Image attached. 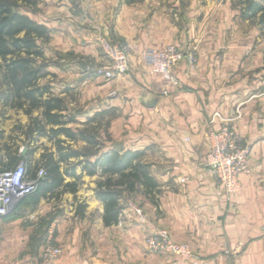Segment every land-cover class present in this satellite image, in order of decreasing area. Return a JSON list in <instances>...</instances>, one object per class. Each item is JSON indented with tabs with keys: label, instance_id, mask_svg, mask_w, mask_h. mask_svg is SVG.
Masks as SVG:
<instances>
[{
	"label": "crops",
	"instance_id": "crops-1",
	"mask_svg": "<svg viewBox=\"0 0 264 264\" xmlns=\"http://www.w3.org/2000/svg\"><path fill=\"white\" fill-rule=\"evenodd\" d=\"M37 7L28 15L50 29L41 44L51 60L46 76L60 80L50 83L53 93L68 108H84L76 117L83 126L107 122L88 159L140 151L157 187L124 190L119 221L107 226L96 190L111 175L99 166L89 175L83 156L62 162V171L76 165L77 191L25 198L0 217V264H192L148 250L157 228L189 243L199 264H264V34L243 16L245 0H39ZM102 37L128 49V73L106 80L86 72L104 61ZM172 44L196 47L197 62L181 61L175 79L151 74L148 51ZM226 125L252 148L251 173L232 199L206 164L209 132ZM37 161L28 169H38ZM75 180L65 175V183ZM51 234L62 250L54 258L46 252Z\"/></svg>",
	"mask_w": 264,
	"mask_h": 264
},
{
	"label": "trees",
	"instance_id": "trees-1",
	"mask_svg": "<svg viewBox=\"0 0 264 264\" xmlns=\"http://www.w3.org/2000/svg\"><path fill=\"white\" fill-rule=\"evenodd\" d=\"M39 0H0V71L4 86L6 87L2 98L6 101L22 100L29 102L32 108H42L41 119L35 123L42 129L48 125L51 139L56 140L57 153H51L45 159L46 176L41 180L37 190L26 199L37 202L39 196L50 192H60V188L77 191V178L75 167L70 166L62 171L61 163L70 162L72 158L86 157V169L89 175L96 173V167L109 173L111 177L100 181L97 185V197L105 204L104 221L107 226L116 224L122 210L120 198L123 191L134 192L140 185L146 188V193L151 194L157 187L152 176L149 175L148 165L140 161L142 152L127 151L125 153H104L94 162L88 159V154L80 152L66 144L67 140H84L90 145L97 143L96 135L91 132L73 129L68 124L75 123V115L69 113L66 101L61 96L55 95L50 85L41 84L46 75L45 64L39 63L44 58L41 42L50 38V29L43 23L37 22L27 13L20 11V7H37ZM246 12L250 16L261 13L264 16V3L245 0ZM247 17V14L245 13ZM264 20V18H263ZM3 132L0 131V138ZM64 135L66 139H62ZM10 154V150L8 151ZM21 155L12 154L8 162L0 165L14 167L21 159ZM31 169V168H30ZM29 169V170H30ZM35 170H30L34 172ZM118 174L119 178L113 180L112 175ZM65 175L75 177L73 182L65 183ZM86 206L79 203L78 212Z\"/></svg>",
	"mask_w": 264,
	"mask_h": 264
},
{
	"label": "built area",
	"instance_id": "built-area-1",
	"mask_svg": "<svg viewBox=\"0 0 264 264\" xmlns=\"http://www.w3.org/2000/svg\"><path fill=\"white\" fill-rule=\"evenodd\" d=\"M100 42L104 61L88 65L86 72L106 80L128 73L131 68L128 49L121 42L111 41L106 37H102ZM185 59L192 64L197 62L196 47L193 46L187 51L173 44L153 48L148 51L146 60L151 74H168L175 79L173 72ZM175 82L177 83L176 80ZM209 137L211 146L206 164L217 177L219 187L232 199L241 192L240 177L251 173L252 148L244 143L236 129L231 126L226 125L219 130L210 131ZM45 176L46 170L43 167L30 172L23 159L14 167L0 165V217L11 214L22 200L33 194ZM134 209L142 220H146L141 208ZM145 243L152 253L184 257L191 260L192 264H199L201 261L189 243L175 241L166 228H157L146 238ZM46 252L53 258L62 253L53 244V234L46 243Z\"/></svg>",
	"mask_w": 264,
	"mask_h": 264
},
{
	"label": "rangeland",
	"instance_id": "rangeland-1",
	"mask_svg": "<svg viewBox=\"0 0 264 264\" xmlns=\"http://www.w3.org/2000/svg\"><path fill=\"white\" fill-rule=\"evenodd\" d=\"M131 1V0H126ZM134 1V0H132ZM75 7L77 4L74 5ZM20 11L23 13L28 12H38V7L28 8L21 6ZM247 14V17L245 16ZM250 12H243L245 18H255L256 24H259L261 33L264 34V16L260 14L256 16H250ZM39 63L45 64L46 67L51 64V60L46 58L39 59ZM48 80V81H47ZM60 82L58 76H46L41 79L40 83L44 85H58ZM46 83V84H45ZM6 87L3 83L2 72L0 71V131L3 132L2 137L0 138V163H6L9 161L10 156L16 153L21 155L27 165H31L34 161L38 160L35 163V166L38 168L43 167L45 169V159L51 153H54L57 150V144L55 139H51L49 135V129L51 126L46 125L43 129L38 127L35 123L36 119H41L42 108H32L29 102H24L22 100L6 101L2 98V95ZM56 95V94H55ZM70 98L73 101H76V95L70 94ZM84 111L83 107L74 105L69 108V113L75 115V118L78 115H82ZM91 122V121H90ZM69 127L73 129H79L85 132H91L95 135L98 134V130L106 129L107 122H100L99 125L94 126L92 123H89L86 126H83L82 122H79L76 119V123L68 124ZM97 128V130H96ZM64 138V136H62ZM66 144L72 148H79L83 152L87 153L89 156L93 153V146H81L80 141L76 142H66ZM10 150V154L8 151ZM77 161V160H73ZM32 162V163H31Z\"/></svg>",
	"mask_w": 264,
	"mask_h": 264
}]
</instances>
